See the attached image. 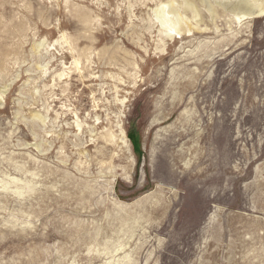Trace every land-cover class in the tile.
I'll list each match as a JSON object with an SVG mask.
<instances>
[{"label":"rangeland","instance_id":"1","mask_svg":"<svg viewBox=\"0 0 264 264\" xmlns=\"http://www.w3.org/2000/svg\"><path fill=\"white\" fill-rule=\"evenodd\" d=\"M229 2L0 0V264H264V11Z\"/></svg>","mask_w":264,"mask_h":264},{"label":"bare ground","instance_id":"2","mask_svg":"<svg viewBox=\"0 0 264 264\" xmlns=\"http://www.w3.org/2000/svg\"><path fill=\"white\" fill-rule=\"evenodd\" d=\"M226 1H228V0H226ZM170 6H171V3H169V4L163 3L160 5V8L155 10V13L157 14V16L161 22V29H160L161 35L169 37V38H173L175 33L180 32V28L178 25L179 22L174 23L170 18L169 12L166 11V8H170ZM195 8H196V6H195ZM227 8L230 9V11L234 13L237 21H240V22H242L243 20H246V19H254V18L261 17L263 15V11H264L261 8V6H259L256 3V1H254V0H236V1L231 0V2H229L227 4ZM186 31L189 32V31H191V29H187ZM189 35H191V34H189ZM41 45H43V43L37 44L38 47H40ZM79 62L80 61H78L77 59L74 61V63L77 66H79V64H80ZM58 74L60 77H62L64 75L63 73H61V74L58 73ZM0 101H1V98H0ZM77 125L79 127H81L82 124L77 120ZM121 139H122V143L125 145V147L129 148V143L127 140V134H126V131L124 129H122V138Z\"/></svg>","mask_w":264,"mask_h":264}]
</instances>
